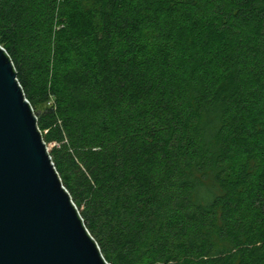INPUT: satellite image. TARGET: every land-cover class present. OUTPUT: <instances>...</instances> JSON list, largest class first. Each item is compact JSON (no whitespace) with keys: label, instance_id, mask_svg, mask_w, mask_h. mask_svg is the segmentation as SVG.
Instances as JSON below:
<instances>
[{"label":"trees","instance_id":"obj_1","mask_svg":"<svg viewBox=\"0 0 264 264\" xmlns=\"http://www.w3.org/2000/svg\"><path fill=\"white\" fill-rule=\"evenodd\" d=\"M0 46L109 264H264V0H0Z\"/></svg>","mask_w":264,"mask_h":264},{"label":"water","instance_id":"obj_2","mask_svg":"<svg viewBox=\"0 0 264 264\" xmlns=\"http://www.w3.org/2000/svg\"><path fill=\"white\" fill-rule=\"evenodd\" d=\"M0 264H109L55 170L1 46Z\"/></svg>","mask_w":264,"mask_h":264},{"label":"rangeland","instance_id":"obj_3","mask_svg":"<svg viewBox=\"0 0 264 264\" xmlns=\"http://www.w3.org/2000/svg\"><path fill=\"white\" fill-rule=\"evenodd\" d=\"M52 147H53V144H49V145H47V148H48V151H49V152L51 151Z\"/></svg>","mask_w":264,"mask_h":264}]
</instances>
